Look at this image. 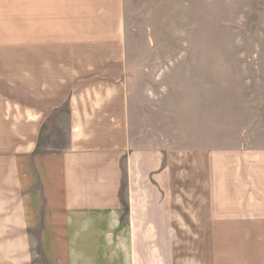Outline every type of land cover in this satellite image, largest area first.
Segmentation results:
<instances>
[{
    "label": "crops",
    "instance_id": "0c3cea01",
    "mask_svg": "<svg viewBox=\"0 0 264 264\" xmlns=\"http://www.w3.org/2000/svg\"><path fill=\"white\" fill-rule=\"evenodd\" d=\"M191 2L0 0V264H185V214L156 194L171 182L155 124L187 120L208 125L193 147L213 175L194 264H264V117L219 146L212 115L187 116V78L196 92L217 70L185 50L199 43Z\"/></svg>",
    "mask_w": 264,
    "mask_h": 264
},
{
    "label": "rangeland",
    "instance_id": "374dc122",
    "mask_svg": "<svg viewBox=\"0 0 264 264\" xmlns=\"http://www.w3.org/2000/svg\"><path fill=\"white\" fill-rule=\"evenodd\" d=\"M190 4L196 8L199 43L195 47L186 44L185 50L193 48L212 53L217 57V70L213 69L212 75L198 76L196 92L193 78H187V116L193 113L194 107L198 116L212 115L217 120L218 145L224 146L231 140L221 139L222 136L240 137L243 131L258 132L259 121L264 117V0H192ZM165 79L154 76V102H158V106L167 93L166 86L160 91ZM209 86L212 87V104ZM168 93L166 96L170 97L165 96L164 102L168 99L176 104V92ZM155 112L160 115L161 109L155 106ZM188 121L155 124V146H166L165 165L169 167L171 182L155 193L168 197L170 211L185 214L186 226L180 228L175 243L185 264H194L196 245L208 244L209 236L195 235L193 217L195 212L209 210L207 183L213 175L210 158L195 154L200 151L193 147L195 128L200 127L203 135L208 125ZM235 141L239 143L238 139ZM227 158L219 156L218 168L223 169V174Z\"/></svg>",
    "mask_w": 264,
    "mask_h": 264
}]
</instances>
